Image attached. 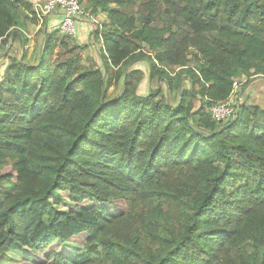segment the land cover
<instances>
[{
	"label": "trees",
	"instance_id": "obj_1",
	"mask_svg": "<svg viewBox=\"0 0 264 264\" xmlns=\"http://www.w3.org/2000/svg\"><path fill=\"white\" fill-rule=\"evenodd\" d=\"M77 1L108 20L88 23L99 47L43 22L28 63L32 0H0V46L21 49L0 80V256L264 264V108L241 104L220 123L209 114L235 78H264V0ZM88 49L97 60L83 59ZM138 63L175 105L159 88L137 94ZM69 243L82 248L75 259Z\"/></svg>",
	"mask_w": 264,
	"mask_h": 264
},
{
	"label": "rangeland",
	"instance_id": "obj_2",
	"mask_svg": "<svg viewBox=\"0 0 264 264\" xmlns=\"http://www.w3.org/2000/svg\"><path fill=\"white\" fill-rule=\"evenodd\" d=\"M95 20L100 26L105 24L108 21L107 18L104 16V14L98 15L97 17H95ZM76 28H77L76 40L78 41L81 39V37L79 36V30H78L77 25H76ZM37 31H35L34 26H31V27L28 26L26 29L21 30V32L26 33V35L22 33V38L25 39V47H26L25 60L28 63H34L37 58V52H38L39 43L41 39V36L39 35V32ZM88 41H91L92 43H94V45L97 48L99 47L98 43L96 41L95 42L92 41L90 36L87 37V40L83 42H78V43L85 44ZM20 52H21V49L19 45L17 46V44L9 46L8 49L7 47H3V49L1 48L0 49V63L1 62L4 63L8 56L18 57L20 55ZM81 55L83 59H86L88 57H94L97 60L96 55H95V50L93 49L91 50L88 49V51L82 53ZM98 64L100 65L99 62ZM188 66L192 67V64H189ZM135 68H138L144 72V79L142 80L140 86L138 87V91H137V94L139 96H145L150 90H155L159 88L161 89L163 94H165V97L169 104L175 105L177 103L178 94L175 91L169 90L165 86V84L162 82H158V81H153L152 83L149 82L148 75H147L148 73L147 66L145 63H138L137 65H135ZM3 71L4 70L0 69V78L2 77ZM234 81L241 83V86L238 87L232 94V98L235 102L240 103V105L241 104H252V105H257L261 108H264V78L252 77L250 79H247L245 76H239L235 78ZM246 83L248 84L245 86ZM182 87L184 89H188L189 84L187 80H183ZM116 94H117L116 90H114L111 87L107 90L106 97L109 100H111L116 96ZM52 201H55L56 208L60 211L67 212L72 207V204L70 202L63 200L57 194H53ZM68 245L70 247L69 257L71 259H75L82 253V248L79 247L78 245L70 244V243ZM30 261H31V258L28 256V253L26 251H22V252L7 251L4 255L0 256V264H23L25 262L29 263Z\"/></svg>",
	"mask_w": 264,
	"mask_h": 264
},
{
	"label": "built area",
	"instance_id": "obj_3",
	"mask_svg": "<svg viewBox=\"0 0 264 264\" xmlns=\"http://www.w3.org/2000/svg\"><path fill=\"white\" fill-rule=\"evenodd\" d=\"M34 12L41 25L49 15L60 13L61 19L54 29L60 31L63 35L76 38V25L79 21L97 24L93 16L86 13L77 0H32ZM241 86V83L233 81L232 94ZM232 94L223 102L214 104L209 108L211 119L220 123L228 120L237 113L240 103L235 102Z\"/></svg>",
	"mask_w": 264,
	"mask_h": 264
},
{
	"label": "crops",
	"instance_id": "obj_4",
	"mask_svg": "<svg viewBox=\"0 0 264 264\" xmlns=\"http://www.w3.org/2000/svg\"><path fill=\"white\" fill-rule=\"evenodd\" d=\"M60 19H61L60 13H56L55 12L54 14L49 15L44 20L45 28L54 29L56 27V25L58 24V22L60 21ZM29 27H31V26H29ZM40 28H41L40 25L35 27V31H37V30L39 31ZM78 30H79V36L81 37V39L78 40V41L79 42H83V41L87 40V37L89 36L90 32L92 31V25L88 24L86 22L82 23V24L80 23L78 25ZM23 34L26 35V33H23ZM15 44H17V46H18V42L17 41L16 42H10V46L15 45ZM1 48L2 47L0 46V49ZM5 66H6V61L3 64H0V69L4 70ZM0 80H1V78H0Z\"/></svg>",
	"mask_w": 264,
	"mask_h": 264
}]
</instances>
